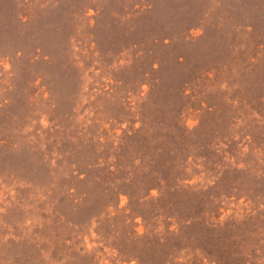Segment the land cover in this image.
I'll return each mask as SVG.
<instances>
[{
	"label": "rangeland",
	"instance_id": "374dc122",
	"mask_svg": "<svg viewBox=\"0 0 264 264\" xmlns=\"http://www.w3.org/2000/svg\"><path fill=\"white\" fill-rule=\"evenodd\" d=\"M0 264H264V0H0Z\"/></svg>",
	"mask_w": 264,
	"mask_h": 264
}]
</instances>
